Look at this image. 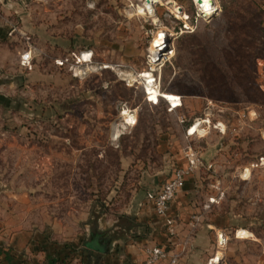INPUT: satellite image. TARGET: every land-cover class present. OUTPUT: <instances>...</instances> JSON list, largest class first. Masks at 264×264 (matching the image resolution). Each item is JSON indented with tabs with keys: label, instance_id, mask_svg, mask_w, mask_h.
<instances>
[{
	"label": "rangeland",
	"instance_id": "1",
	"mask_svg": "<svg viewBox=\"0 0 264 264\" xmlns=\"http://www.w3.org/2000/svg\"><path fill=\"white\" fill-rule=\"evenodd\" d=\"M169 1L194 10L192 0ZM214 1L215 14L168 39L147 102L119 72L146 69L156 33L177 28L165 15L171 3L148 17L136 13L139 0H0V213L72 251L74 264L96 233L108 248L138 241L144 258L148 231L127 205L191 146L204 164L190 234L203 230L208 253L225 233L222 264H264V0ZM10 26L30 36V66L19 61L28 43ZM71 51H92L103 68L73 77L53 62ZM164 94L182 106L169 112ZM195 122L200 131L184 137Z\"/></svg>",
	"mask_w": 264,
	"mask_h": 264
},
{
	"label": "crops",
	"instance_id": "2",
	"mask_svg": "<svg viewBox=\"0 0 264 264\" xmlns=\"http://www.w3.org/2000/svg\"><path fill=\"white\" fill-rule=\"evenodd\" d=\"M183 135L186 137L185 132ZM175 154H179L178 158ZM172 158L174 160L177 158V161L171 163L167 175L149 185L141 195L142 197L131 199L127 205V212L133 214L138 222L146 226L147 235L140 240L145 241L147 246H162L170 254H178L175 263H170V260L167 259L157 264H206L213 255L214 249L205 253L203 230L200 231V228H196L192 234L188 230L192 224L189 217L192 218L190 215L193 204L192 190L198 170L186 177L182 191L171 201L165 216H158L152 205L146 201L150 192L158 189L172 177L174 168L186 165L185 157L180 154V150L177 149ZM168 219L174 222L175 234L172 236H169L166 231ZM18 223L19 217L0 213V264H74L77 260L69 261L71 256H68L72 251L70 252L64 247L62 249L60 245H52L46 237L25 229L22 225L15 226ZM206 226L212 228L210 224H206ZM86 242L91 245H86ZM116 242L113 240L110 244L111 247L108 248L104 243L103 235L96 233L84 243L89 251L84 250L85 255L81 251H79L80 253L77 251L79 255L76 256L80 257L81 264H142V247L138 241L128 242L123 247Z\"/></svg>",
	"mask_w": 264,
	"mask_h": 264
},
{
	"label": "built area",
	"instance_id": "3",
	"mask_svg": "<svg viewBox=\"0 0 264 264\" xmlns=\"http://www.w3.org/2000/svg\"><path fill=\"white\" fill-rule=\"evenodd\" d=\"M140 4H136V13H141L143 15H148V17H155L156 15V7L158 5H162L159 2H154L153 0H150L151 9L145 8V1L146 0H139ZM193 1L194 4V10L192 13H189L185 10H183L182 6L178 5L176 1H174L176 7L175 9L169 10V14L165 13V15H168L171 20H174L177 24V28H174L173 32L169 33L167 35L164 32H161L164 34V41L161 43V45L157 48L153 47L150 44L149 48V55L146 61V69H143L141 72L136 73V75L131 77L125 78L129 82L132 81L133 83L141 84L144 92V96L147 102H150L151 97V91L153 89H160V71L161 67L165 63V61L168 58V55L172 53V50L168 46V39L170 36L180 35L183 33H192L197 23L200 19H207L213 14L216 13L218 9V5L214 0H212V7L209 10H202L197 3ZM141 6L142 11L138 9V6ZM173 16V17H172ZM158 19V17H156ZM158 21V20H157ZM159 22V21H158ZM17 31V34H19V37L25 42L28 43L26 48L21 52L20 54V64L23 67L30 66V63L32 61L33 55L32 52L35 49L33 45H29L31 43L30 36L27 34L20 32L17 30L15 26L9 27V34H12L13 32ZM170 32V31H169ZM155 48V50H154ZM87 57H83V52L76 53L75 51H71L67 53V55L62 57H56L54 58L53 62L55 66L57 67H66L67 70L70 72V74L75 78H81L89 74L90 72L96 71L97 69L103 68V65L97 64L93 60V54L92 51L87 52ZM155 54V55H154ZM145 73H148L151 75L152 81H148L146 77L144 76ZM132 83V84H133ZM180 97V96H179ZM156 104V103H153ZM181 104H179L180 107ZM177 107L173 105H169L167 107V110L173 111ZM124 110H121V113ZM183 122V121H181ZM194 123L190 124L188 127L185 128V136L191 137L195 133L190 132V128ZM183 155L186 160V165L184 167H176L173 169V175L172 177L165 181L158 189L155 191H152L148 194L146 197V201L152 205V208L154 212L158 216H165L168 212V209L170 207L171 201L178 195L186 181V177L190 174H192L194 171L200 169L203 166V159L199 153L198 150L195 148L188 146L184 149ZM173 220L168 219L166 221V231L169 236H172L175 234L174 230V224ZM228 242V236L223 233H217L216 238V250L214 254L208 259L206 264H222V255L219 260H216L217 258V252L225 248V245ZM144 258L142 264H157L158 262L162 260H170V263H175L178 257L177 253L170 254L166 249L162 246L158 245H152L147 246L143 250Z\"/></svg>",
	"mask_w": 264,
	"mask_h": 264
},
{
	"label": "bare ground",
	"instance_id": "4",
	"mask_svg": "<svg viewBox=\"0 0 264 264\" xmlns=\"http://www.w3.org/2000/svg\"><path fill=\"white\" fill-rule=\"evenodd\" d=\"M154 2H159L160 3V1L161 0H153ZM164 1H166V3H171V7L173 8V9H175V7H176V5H175V3H173V2H171V1H167V0H164ZM196 3H197V5H199L200 7H201V9L202 10H209V9H211V7H212V0H209V2L206 4L205 3V0H194ZM139 8V7H138ZM145 8H147V9H151V4H150V0H146L145 1ZM141 12V11H140ZM163 41H164V34L163 33H161V32H157L156 33V35L153 37V39H152V41H151V45H152V48L153 47H155V48H157V47H159L160 45H161V43H163ZM155 48H154V50H155ZM87 52H84L83 53V57H87ZM155 55V54H154ZM119 73H121V74H123L126 78L127 77H132V75L130 74V73H127V71L126 72H119ZM147 74L148 73H145V71H144V76L145 77H148V81H152V79H151V75L150 74H148V76H147ZM151 95H152V93H151ZM159 96V95H158ZM160 97V96H159ZM163 97H165L167 100H171V101H177V102H179V98L178 97H176V96H173V95H171V94H164L163 95ZM181 99V98H180ZM151 100V99H150ZM171 101H168V104L169 105H173V106H175V107H177V106H179V104H181V106H182V102H179L178 103V105H175V104H173V103H171ZM174 102V103H175ZM126 121L127 122H129V123H133L134 121H135V116L134 115H130L129 117H127L126 118ZM128 123V124H129ZM200 125H199V122H195L192 126H191V128H190V130H191V133H197V131H200V127H199ZM115 128H114V130H113V134H114V138H118V135H119V129H118V127L117 126H114ZM193 131H195V132H193ZM242 233L245 235V234H247L246 232H244V231H242ZM240 234V233H239Z\"/></svg>",
	"mask_w": 264,
	"mask_h": 264
},
{
	"label": "trees",
	"instance_id": "5",
	"mask_svg": "<svg viewBox=\"0 0 264 264\" xmlns=\"http://www.w3.org/2000/svg\"><path fill=\"white\" fill-rule=\"evenodd\" d=\"M154 105H156V104H154ZM189 125H190V124H186L184 127L186 128V127H188ZM85 244H86V245H87V244L89 245L90 243H87V242H86ZM90 245H91V244H90ZM64 248H66V247H64Z\"/></svg>",
	"mask_w": 264,
	"mask_h": 264
},
{
	"label": "snow or ice",
	"instance_id": "6",
	"mask_svg": "<svg viewBox=\"0 0 264 264\" xmlns=\"http://www.w3.org/2000/svg\"><path fill=\"white\" fill-rule=\"evenodd\" d=\"M209 2V0H205V3L207 4Z\"/></svg>",
	"mask_w": 264,
	"mask_h": 264
}]
</instances>
